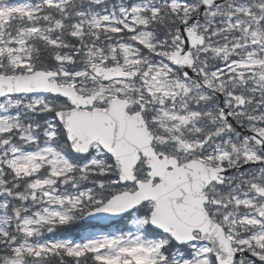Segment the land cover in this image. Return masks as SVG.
Segmentation results:
<instances>
[{
    "label": "snow or ice",
    "instance_id": "6c2138e0",
    "mask_svg": "<svg viewBox=\"0 0 264 264\" xmlns=\"http://www.w3.org/2000/svg\"><path fill=\"white\" fill-rule=\"evenodd\" d=\"M0 264H264V0H0Z\"/></svg>",
    "mask_w": 264,
    "mask_h": 264
}]
</instances>
